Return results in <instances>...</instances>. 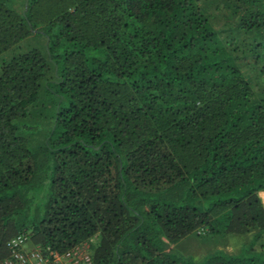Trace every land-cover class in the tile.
<instances>
[{"label": "trees", "instance_id": "obj_1", "mask_svg": "<svg viewBox=\"0 0 264 264\" xmlns=\"http://www.w3.org/2000/svg\"><path fill=\"white\" fill-rule=\"evenodd\" d=\"M34 31L43 48L2 59ZM51 86L32 150L16 120ZM260 190L264 0H0V264L18 233L87 240L91 264H180L168 245L193 230L264 237Z\"/></svg>", "mask_w": 264, "mask_h": 264}, {"label": "rangeland", "instance_id": "obj_2", "mask_svg": "<svg viewBox=\"0 0 264 264\" xmlns=\"http://www.w3.org/2000/svg\"><path fill=\"white\" fill-rule=\"evenodd\" d=\"M8 7L20 11L24 0H1ZM44 36L39 32H32L16 44L8 48L2 55V59H8L13 55L26 51L31 47L43 48ZM262 83L255 85L256 90H261ZM61 98L51 86L48 90H41L39 97L26 111L23 117L16 120L20 125L19 132L28 138V146L35 149L41 138L50 127V116L55 111L58 101ZM64 104V100L61 101ZM44 190H37L35 200L40 202L43 199ZM260 200L264 206V191H259ZM201 204L200 207H203ZM264 236V235H261ZM96 241L92 242L94 246ZM26 246H30L26 242ZM167 251L170 257L180 264H208L214 254L237 256L250 255L252 259L259 260L261 250H264V237L254 238V230L246 232H211L208 230H196L188 232L186 235L169 243Z\"/></svg>", "mask_w": 264, "mask_h": 264}, {"label": "built area", "instance_id": "obj_3", "mask_svg": "<svg viewBox=\"0 0 264 264\" xmlns=\"http://www.w3.org/2000/svg\"><path fill=\"white\" fill-rule=\"evenodd\" d=\"M9 256L4 264H91L89 243L82 240L68 248L57 251L46 246H26V236L23 233L15 234L5 241Z\"/></svg>", "mask_w": 264, "mask_h": 264}]
</instances>
